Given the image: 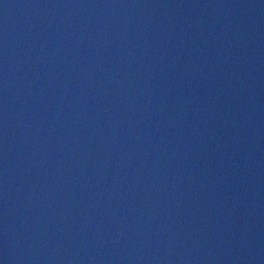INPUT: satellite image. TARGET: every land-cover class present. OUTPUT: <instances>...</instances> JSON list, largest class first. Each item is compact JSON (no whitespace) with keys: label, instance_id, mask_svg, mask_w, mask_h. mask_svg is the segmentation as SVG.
I'll use <instances>...</instances> for the list:
<instances>
[{"label":"water","instance_id":"obj_1","mask_svg":"<svg viewBox=\"0 0 264 264\" xmlns=\"http://www.w3.org/2000/svg\"><path fill=\"white\" fill-rule=\"evenodd\" d=\"M0 264H264V0H0Z\"/></svg>","mask_w":264,"mask_h":264}]
</instances>
